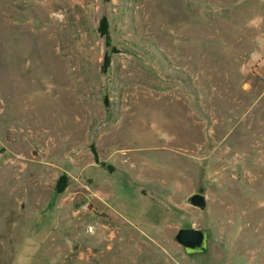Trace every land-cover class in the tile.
Returning a JSON list of instances; mask_svg holds the SVG:
<instances>
[{
	"label": "rangeland",
	"instance_id": "rangeland-1",
	"mask_svg": "<svg viewBox=\"0 0 264 264\" xmlns=\"http://www.w3.org/2000/svg\"><path fill=\"white\" fill-rule=\"evenodd\" d=\"M0 264H264V0H0Z\"/></svg>",
	"mask_w": 264,
	"mask_h": 264
},
{
	"label": "water",
	"instance_id": "water-1",
	"mask_svg": "<svg viewBox=\"0 0 264 264\" xmlns=\"http://www.w3.org/2000/svg\"><path fill=\"white\" fill-rule=\"evenodd\" d=\"M182 203L198 211H204L206 207L205 197L200 193H190L186 195ZM75 207H77V205H75ZM173 239L175 243L186 252L200 249L204 250L207 233L204 229L181 228L175 232Z\"/></svg>",
	"mask_w": 264,
	"mask_h": 264
},
{
	"label": "flooded vegetation",
	"instance_id": "flooded-vegetation-1",
	"mask_svg": "<svg viewBox=\"0 0 264 264\" xmlns=\"http://www.w3.org/2000/svg\"><path fill=\"white\" fill-rule=\"evenodd\" d=\"M206 243V242H205ZM180 247V246H179ZM186 254H192V253H197V252H204L205 251V246H204V250L200 249V250H195V251H190V252H186L182 247H180Z\"/></svg>",
	"mask_w": 264,
	"mask_h": 264
},
{
	"label": "trees",
	"instance_id": "trees-1",
	"mask_svg": "<svg viewBox=\"0 0 264 264\" xmlns=\"http://www.w3.org/2000/svg\"><path fill=\"white\" fill-rule=\"evenodd\" d=\"M112 50H113V49H112ZM107 62H108V57H105V58H104V61H103V66L106 65Z\"/></svg>",
	"mask_w": 264,
	"mask_h": 264
}]
</instances>
